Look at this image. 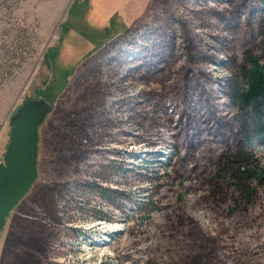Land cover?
<instances>
[{
  "label": "rangeland",
  "instance_id": "rangeland-1",
  "mask_svg": "<svg viewBox=\"0 0 264 264\" xmlns=\"http://www.w3.org/2000/svg\"><path fill=\"white\" fill-rule=\"evenodd\" d=\"M234 4L0 0V165L21 105H52L38 129L37 177L0 234V264H264V174L244 210L222 193L210 199L214 168L197 174L192 159L179 171L166 116L155 113L185 76L190 40L203 53L194 64L211 73L214 115L236 113L220 87L247 18L239 13L233 30L214 14ZM145 52L166 62L147 71ZM166 100L173 127L179 115ZM254 154L264 170V153ZM96 187L125 199L109 205ZM109 225L122 230L105 234Z\"/></svg>",
  "mask_w": 264,
  "mask_h": 264
},
{
  "label": "trees",
  "instance_id": "trees-1",
  "mask_svg": "<svg viewBox=\"0 0 264 264\" xmlns=\"http://www.w3.org/2000/svg\"><path fill=\"white\" fill-rule=\"evenodd\" d=\"M241 12L247 18L246 24L235 56L230 61L231 76L220 87L222 97L236 111L230 120L214 115L219 105L210 101L205 88L211 73L194 64L203 58V53L191 40L187 43L189 65L184 68V78L172 85L175 88L168 95L159 96L155 107V113L166 116L163 126L171 130L179 171H186L192 159H195V164L189 169L197 174L212 166L209 198L214 195L217 198L222 193V197L229 198L231 210H244L255 203L264 174L254 154V149L264 153V0H235L228 16L214 14L225 27L234 30L239 25ZM180 27L185 29L184 25ZM147 54L143 53L142 58L149 57ZM164 62L165 56H160L156 63L150 58L148 62L144 61V68L147 71L156 69L155 66ZM164 98L179 115L173 127V117L167 113L166 103H161ZM152 120L156 121V118ZM123 167H117L114 174ZM96 188L109 205L117 206V202L125 199L124 193L116 189ZM227 192L229 194L225 196Z\"/></svg>",
  "mask_w": 264,
  "mask_h": 264
},
{
  "label": "water",
  "instance_id": "water-1",
  "mask_svg": "<svg viewBox=\"0 0 264 264\" xmlns=\"http://www.w3.org/2000/svg\"><path fill=\"white\" fill-rule=\"evenodd\" d=\"M51 109L52 105L39 97L23 103L9 121V144L0 165V234L37 177L38 129Z\"/></svg>",
  "mask_w": 264,
  "mask_h": 264
},
{
  "label": "bare ground",
  "instance_id": "bare-ground-1",
  "mask_svg": "<svg viewBox=\"0 0 264 264\" xmlns=\"http://www.w3.org/2000/svg\"><path fill=\"white\" fill-rule=\"evenodd\" d=\"M105 230H107L105 232V234H111L112 235V234H115L117 232H121L122 227L119 225H109V226L105 227Z\"/></svg>",
  "mask_w": 264,
  "mask_h": 264
}]
</instances>
